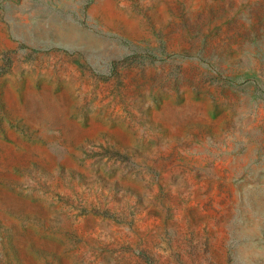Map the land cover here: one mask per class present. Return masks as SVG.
Listing matches in <instances>:
<instances>
[{
	"label": "rangeland",
	"instance_id": "rangeland-1",
	"mask_svg": "<svg viewBox=\"0 0 264 264\" xmlns=\"http://www.w3.org/2000/svg\"><path fill=\"white\" fill-rule=\"evenodd\" d=\"M0 264H264V0H0Z\"/></svg>",
	"mask_w": 264,
	"mask_h": 264
}]
</instances>
